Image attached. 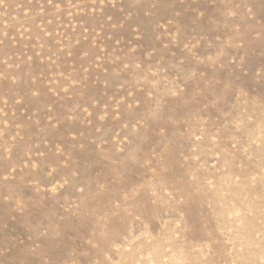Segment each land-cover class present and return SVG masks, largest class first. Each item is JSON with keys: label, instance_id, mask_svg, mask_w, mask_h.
Segmentation results:
<instances>
[{"label": "rangeland", "instance_id": "374dc122", "mask_svg": "<svg viewBox=\"0 0 264 264\" xmlns=\"http://www.w3.org/2000/svg\"><path fill=\"white\" fill-rule=\"evenodd\" d=\"M0 264H264V0H0Z\"/></svg>", "mask_w": 264, "mask_h": 264}]
</instances>
